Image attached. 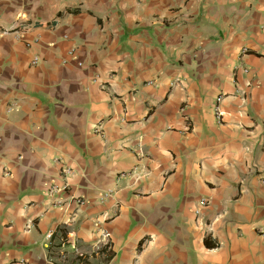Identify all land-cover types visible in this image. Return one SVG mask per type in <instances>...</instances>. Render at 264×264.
Segmentation results:
<instances>
[{"label": "crops", "instance_id": "0c3cea01", "mask_svg": "<svg viewBox=\"0 0 264 264\" xmlns=\"http://www.w3.org/2000/svg\"><path fill=\"white\" fill-rule=\"evenodd\" d=\"M0 32V264H264V0H0Z\"/></svg>", "mask_w": 264, "mask_h": 264}, {"label": "built area", "instance_id": "2783aa9c", "mask_svg": "<svg viewBox=\"0 0 264 264\" xmlns=\"http://www.w3.org/2000/svg\"><path fill=\"white\" fill-rule=\"evenodd\" d=\"M5 32H0V35H2V34H4ZM69 56H72V52H69V54H68ZM36 62H37V58H34V60H33V64H36ZM64 63V62H63ZM81 63H78L77 64V66L78 67H81ZM221 101H222V96H218L217 98H216V100H215V104H214V106H213V109H212V111H213V114H214V116H215V119H216V122L217 123H221V120H222V117H223V113H222V111H221V109H220V103H221ZM56 191V189L53 187V188H51L50 189V191H49V193L50 194H52V193H54ZM110 194H111V191L110 190H108V191H106L104 194H103V196H102V200H104V199H107L109 196H110ZM200 205L201 206H205L206 205V202L204 201V200H201L200 201ZM101 239H102V242H105V243H107V240H108V233L107 232H105V231H103L102 233H101Z\"/></svg>", "mask_w": 264, "mask_h": 264}]
</instances>
